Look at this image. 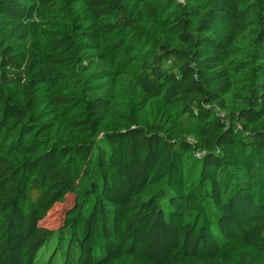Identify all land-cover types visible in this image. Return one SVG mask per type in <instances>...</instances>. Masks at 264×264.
Wrapping results in <instances>:
<instances>
[{"label": "trees", "instance_id": "16d2710c", "mask_svg": "<svg viewBox=\"0 0 264 264\" xmlns=\"http://www.w3.org/2000/svg\"><path fill=\"white\" fill-rule=\"evenodd\" d=\"M0 264H264V0H0Z\"/></svg>", "mask_w": 264, "mask_h": 264}, {"label": "rangeland", "instance_id": "374dc122", "mask_svg": "<svg viewBox=\"0 0 264 264\" xmlns=\"http://www.w3.org/2000/svg\"><path fill=\"white\" fill-rule=\"evenodd\" d=\"M62 205H56L52 211L49 213L47 222L51 224L52 227H57L60 219V212H61Z\"/></svg>", "mask_w": 264, "mask_h": 264}]
</instances>
